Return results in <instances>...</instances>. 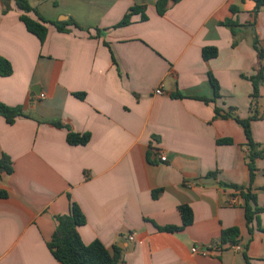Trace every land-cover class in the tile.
Here are the masks:
<instances>
[{
    "label": "crops",
    "instance_id": "crops-1",
    "mask_svg": "<svg viewBox=\"0 0 264 264\" xmlns=\"http://www.w3.org/2000/svg\"><path fill=\"white\" fill-rule=\"evenodd\" d=\"M28 1L44 18L84 30L50 25L41 43L15 2H0V56L13 67L0 77V101L25 115L13 125L0 118V156L14 165L0 180L9 194L0 199V264H61L48 243L72 201L86 218L82 241L119 248L120 264H264V213L250 234L243 200L229 202L231 186H250L246 134L215 113L256 116L252 137L264 145V79L255 101L251 81L264 6L255 15L254 0H182L160 16L158 0ZM134 6L147 19L116 28ZM205 48L217 57L205 60ZM67 128L90 142L70 145ZM256 165L252 189L263 208L264 160ZM181 206L193 224L161 231L182 226ZM230 228L240 229L242 251L220 247ZM194 246L219 251L204 257Z\"/></svg>",
    "mask_w": 264,
    "mask_h": 264
},
{
    "label": "trees",
    "instance_id": "trees-1",
    "mask_svg": "<svg viewBox=\"0 0 264 264\" xmlns=\"http://www.w3.org/2000/svg\"><path fill=\"white\" fill-rule=\"evenodd\" d=\"M11 0H0V2L7 3ZM16 7L22 12L21 20L26 26V29L31 34L35 35L41 43H44L48 37L49 26L56 27L59 32L70 31L68 27H73L79 30H84L74 19H70L66 22H55L44 18L38 10L33 7L28 0H13ZM182 0H158L157 11L160 16H163L167 11L179 3ZM256 2L255 15H257L260 9L264 6V0H254ZM8 11V10H6ZM141 14L142 20H146L144 6H134L131 8L119 24L115 27H124L132 23V19L135 15ZM226 26L233 29L238 26L236 22L227 20L224 23ZM89 32L90 30H86ZM100 32V30H97ZM254 46L259 54V64L256 67V75L251 77V81L254 86V92L252 99L255 101L260 97V85L264 79V50L260 46L259 40L254 41ZM218 50L216 48H205L203 50V57L205 60H210L217 57ZM13 73V67L11 62L0 56V77H8ZM211 81L215 88L216 97H220V86L215 78L211 75ZM174 97L182 98L181 94H176ZM208 101V100H205ZM229 112H223L220 108L215 109L216 117L229 119L232 118L240 123L245 131L247 138V156L246 163L249 171L250 186L239 187L231 186L234 193L231 197H239L244 202L245 216L247 226L250 234H253L252 226L257 223L260 228L259 215L264 213V207L260 208L257 202V196L253 193L252 185L257 171V161L264 160V145L256 143L252 137L251 121L256 119L252 117L248 120H241L236 114ZM24 112L21 107H10L0 101V118H4L9 125L16 123L17 119L24 117ZM58 128H64L59 122L53 123ZM67 134V141L72 146H84L87 145L91 140L90 134H79L71 131L69 128ZM219 144H231L230 139H223L218 141ZM14 172V165L11 158L2 154L0 156V180L7 175H11ZM210 176H216L210 174ZM6 190L0 189V199H6L8 197ZM157 192L154 193V196ZM182 217V226L180 227H164L159 228L161 231H180L185 227H188L194 222V214L189 206H181L179 208ZM58 226L53 234L51 241L48 243V248L54 258L61 264H120L123 261V253L119 248H114L113 253L110 252L106 246L100 241L96 240L93 243L86 245L79 234V227L86 224V218L83 215L80 207L75 203L71 202V210L68 215L57 218ZM241 231L239 228H230L223 230L220 238V247L234 246L239 243ZM249 264V263H248Z\"/></svg>",
    "mask_w": 264,
    "mask_h": 264
},
{
    "label": "built area",
    "instance_id": "built-area-1",
    "mask_svg": "<svg viewBox=\"0 0 264 264\" xmlns=\"http://www.w3.org/2000/svg\"><path fill=\"white\" fill-rule=\"evenodd\" d=\"M156 94H158V95L163 94L162 88H158L156 90ZM161 160H162V162H165L167 160V157L166 156H162ZM239 199H240L239 197H231L230 200H229L230 205H237ZM130 240L134 241L135 240V236L131 235ZM233 248L235 250H237V251H242L243 250V248L240 245H234ZM191 251H192L193 254H200V255H202L204 257H207V256H212V255L218 253L219 250L218 249H207V248L204 249V248H199L197 246H194Z\"/></svg>",
    "mask_w": 264,
    "mask_h": 264
},
{
    "label": "water",
    "instance_id": "water-1",
    "mask_svg": "<svg viewBox=\"0 0 264 264\" xmlns=\"http://www.w3.org/2000/svg\"><path fill=\"white\" fill-rule=\"evenodd\" d=\"M66 20V18H64Z\"/></svg>",
    "mask_w": 264,
    "mask_h": 264
}]
</instances>
